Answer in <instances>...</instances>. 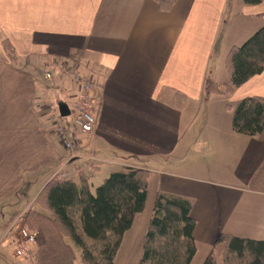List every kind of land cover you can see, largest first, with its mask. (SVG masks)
Listing matches in <instances>:
<instances>
[{"label":"crops","instance_id":"obj_1","mask_svg":"<svg viewBox=\"0 0 264 264\" xmlns=\"http://www.w3.org/2000/svg\"><path fill=\"white\" fill-rule=\"evenodd\" d=\"M263 25L264 0H0V243L15 250L6 226L37 208L52 178L77 183L84 174L93 186L125 167L147 171L148 188L114 264L139 263L158 193L190 201L189 264H201L222 233L264 240V128L248 136L231 124L240 100L264 97V69L230 93L204 91L206 80L228 81L229 50ZM212 62L222 78L210 76ZM39 64H64L99 83L87 99L96 126L73 157L36 104ZM76 86L70 107L80 98ZM37 246L25 244L32 256ZM14 250L5 258L0 251V264H32Z\"/></svg>","mask_w":264,"mask_h":264},{"label":"trees","instance_id":"obj_2","mask_svg":"<svg viewBox=\"0 0 264 264\" xmlns=\"http://www.w3.org/2000/svg\"><path fill=\"white\" fill-rule=\"evenodd\" d=\"M163 1V0H161ZM257 4L261 0H243ZM8 59L16 65L17 54L7 39L2 41ZM229 79L222 85L206 80V94L230 93L264 69V25L226 55ZM232 129L256 136L264 128V97L240 100L233 111ZM84 174L72 179L53 178L36 199L37 208L26 212L22 222L37 230L39 242L34 264H114L122 236L136 213L143 210L148 173L125 167L111 172L91 192ZM186 198L158 193L141 242L138 264H189L195 254V220ZM73 243V246L67 240ZM201 264H264V240L222 233Z\"/></svg>","mask_w":264,"mask_h":264},{"label":"rangeland","instance_id":"obj_3","mask_svg":"<svg viewBox=\"0 0 264 264\" xmlns=\"http://www.w3.org/2000/svg\"><path fill=\"white\" fill-rule=\"evenodd\" d=\"M4 40V39H3ZM2 40V41H3ZM8 40V39H7ZM9 41V40H8ZM10 42V41H9ZM11 44V43H10ZM1 45H2V48H3V51L8 59V54H7V51L6 49L4 48L2 42H1ZM12 45V44H11ZM15 49V48H14ZM16 51V50H15ZM17 54V53H16ZM6 59V60H7ZM9 60V59H8ZM10 61V60H9ZM13 64V63H12ZM14 65V64H13ZM18 64L16 63V65L14 66H17ZM216 67V62H212V65H211V68H210V72L212 75H210L211 77H216V78H222L221 77H217L215 75L217 69H215ZM60 71L58 69H56V67H53L52 65L49 66V69H47V67H44V66H41L40 67V64L39 65H35V72H36V75L38 77V89H40L42 91L43 89V95L42 97L40 98V104L36 103L37 106H40L39 108L42 110V112L44 113V115L46 116V118L48 119V121L51 123L52 125V132L54 134V121L57 119V117L60 115L59 114V111H58V106L59 104H62V103H65L67 106H68V109H69V113L68 115H65V116H68V123L70 121H72L73 119V116H74V113H76L77 111H75V109H71L70 107V101H69V98H66L68 97V89L70 87V83L73 82L72 80L74 79V74L71 73L69 74V71L70 69L68 70V67L67 65H65V68L62 69V68H59ZM49 71L51 73V78L50 79H46L45 78V75H44V72L45 71ZM56 72V74H54V72ZM65 73V74H64ZM225 73V72H224ZM224 73H223V76H224ZM80 74H86L87 76H89L90 74L89 73H86L84 71L81 70ZM226 75V73H225ZM77 87V86H76ZM70 89H72L70 87ZM69 93V92H68ZM66 98V100H65ZM39 99V98H38ZM73 107V106H72ZM235 109V108H234ZM234 111V110H233ZM233 116V114H232ZM55 135V134H54ZM84 134H80V139H82V136ZM58 139V138H57ZM59 141V140H58ZM60 143V141H59ZM61 144V143H60ZM62 146V144H61ZM80 147V146H79ZM63 148V147H62ZM78 150V149H76ZM75 150V151H76ZM67 152V155H69V153H71L70 151H66ZM88 155H92V154H88ZM94 156V154H93ZM94 160V159H93ZM109 173H107L105 176L107 177ZM55 178V177H54ZM105 178V177H104ZM53 179V178H52ZM77 179V177L75 178ZM103 179L101 178L100 180L98 179H92V183H93V186L91 187V192L94 193V188L99 185L101 183ZM50 181V180H49ZM46 185V184H45ZM44 188V187H43ZM42 188V189H43ZM41 191H39L38 195L40 194ZM37 195V197H38ZM36 197V199H37ZM36 199H35V202H36ZM15 219H17L15 225H20V220H22L20 218V216L18 217H15ZM21 226H24L25 225L22 223ZM37 233V230H33ZM38 239H39V236H38ZM8 241L7 240L6 242L4 243H0V251H2V257L5 258L12 250H14V246L11 245V247L9 246L8 244ZM69 244H71L73 246V243L68 239L67 240ZM75 248V250L77 251L76 247L73 246ZM17 257V256H16ZM19 258V257H17ZM33 258H34V255H30L29 257L27 258H20V259H31L32 261V264H34L33 262ZM9 261L11 262V260L9 259ZM13 264H16L15 262Z\"/></svg>","mask_w":264,"mask_h":264},{"label":"built area","instance_id":"obj_4","mask_svg":"<svg viewBox=\"0 0 264 264\" xmlns=\"http://www.w3.org/2000/svg\"><path fill=\"white\" fill-rule=\"evenodd\" d=\"M62 67H64L62 65ZM74 81L79 84L81 91H83V98L76 107L72 121L69 123L64 122L59 117L54 121V132L57 135L62 146L70 151L74 152L81 143L80 134L88 133L94 130L96 126V119L88 110L86 98L88 93L99 87V83L95 81L91 76L82 75L78 72H74ZM46 78H51V73L46 71ZM16 237L25 242H36L37 233L35 231H29L23 226H19L16 231ZM28 252L24 249L22 243L18 244L16 249L17 256H28Z\"/></svg>","mask_w":264,"mask_h":264},{"label":"water","instance_id":"obj_5","mask_svg":"<svg viewBox=\"0 0 264 264\" xmlns=\"http://www.w3.org/2000/svg\"><path fill=\"white\" fill-rule=\"evenodd\" d=\"M58 110H59V113H60L61 116L68 115V113H69L68 106L66 104H64V103L59 104Z\"/></svg>","mask_w":264,"mask_h":264}]
</instances>
